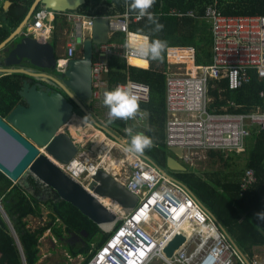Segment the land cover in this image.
I'll return each mask as SVG.
<instances>
[{"label":"built area","instance_id":"2783aa9c","mask_svg":"<svg viewBox=\"0 0 264 264\" xmlns=\"http://www.w3.org/2000/svg\"><path fill=\"white\" fill-rule=\"evenodd\" d=\"M168 16L192 17L193 12L181 14L170 10ZM97 17L77 11L55 12L41 8L31 15L33 22L27 23L21 33L45 42L51 39L56 18L69 25L68 42L55 66L56 73L62 75L82 41L90 36L93 20ZM100 17L108 18L110 38L107 43L97 46L91 65V102L97 105L103 103L107 88V56L113 54L124 58L128 65H133L131 60L138 59L131 55V49H126L124 43L129 33L140 35L130 31L129 24L141 19L130 14L125 16L124 13ZM201 17L208 24L210 35L209 63L196 64L194 49L190 45H169L165 51V145L181 149V160L189 167H193L200 153H241L249 128L256 126L264 130V108L238 114L215 113L208 108L210 81L226 79L228 89L232 91L249 83L252 73L264 79V15H225L213 3L204 6ZM116 33L124 35V42L111 41ZM44 37L45 41L40 39ZM128 82L136 86L133 92L140 97V104L147 103L149 88L145 84ZM259 97L264 102L263 91ZM94 128L104 135L100 129ZM104 137L110 142L106 148L107 158L111 151L118 154L111 158L118 161V169L104 165L102 159L89 160L83 141L76 142L79 150L71 162L65 166L56 163L82 186H86L96 171H104L139 198L131 212L118 210L115 213L121 224L111 229L86 264H264V258L256 254L249 258L241 253L214 216L195 200L182 183L163 175L144 156L128 153L126 143L116 142L106 135ZM70 163L74 166L69 167ZM255 181L253 171L247 170L241 179V191H246ZM0 212L3 214L1 204ZM157 220L161 223L158 228ZM184 224L188 226V231L182 228ZM147 226L153 229L148 231ZM11 233L15 239L12 229ZM178 234L185 237V242L166 259L163 252ZM190 241L196 243L195 249L187 248ZM15 244L20 253L16 241Z\"/></svg>","mask_w":264,"mask_h":264},{"label":"trees","instance_id":"16d2710c","mask_svg":"<svg viewBox=\"0 0 264 264\" xmlns=\"http://www.w3.org/2000/svg\"><path fill=\"white\" fill-rule=\"evenodd\" d=\"M9 6L0 14V43H2L24 20L28 10L35 0H7ZM216 4L217 9L225 15H264V0H156L150 9L164 25L163 31L152 33L147 17L138 22H131L129 30L140 35L150 34L152 38L168 41L169 45H190L194 49L196 64L209 63L211 60L210 35L208 24L202 19L203 8L207 4ZM39 6L36 11L40 10ZM170 10L181 14L193 12L192 17H171ZM125 0H85L77 12L92 16H113L125 13ZM131 16H137L131 13ZM56 21H54L55 24ZM63 23L60 30H63ZM56 26L52 43L56 42ZM69 30V27H68ZM115 35H119L115 37ZM115 37V39H114ZM113 42H124L123 34H114ZM162 61H149L148 66L131 60L134 65H128L124 58L116 55L107 56L106 91L113 90L117 84L127 80L145 84L149 88V100L140 104V110L146 114V128L137 130L153 140V147L146 149L145 159L158 169L166 171V161L172 154L164 140L165 122V53ZM137 65V66H135ZM141 66V68H139ZM22 75H4L0 77V116L5 117L16 105L23 104L18 96ZM264 92V79L251 74L249 83L236 90H229L226 79L210 81L208 96L209 111L215 113H248L260 107L264 108L263 99L259 97ZM74 114L87 119L77 106ZM107 112L108 108L105 106ZM84 115V116H82ZM86 117V118H85ZM108 123L112 132L127 140L130 138L124 129L131 126L129 121L111 118ZM107 131V130H106ZM108 132V131H107ZM108 132L115 137V134ZM244 170L241 173L231 172L221 176L218 172L200 174L197 170L185 173H173L172 178L182 183L193 195L195 200L217 221L241 253L249 258L256 246H264V222L255 218V214L264 211V130L256 126L249 128V136L244 145ZM234 151H208L207 159L217 160L227 167ZM251 170L255 176L253 183L242 192L240 183L243 174ZM169 175V174H168ZM28 187L37 191L39 184L31 177L26 178ZM25 184V182H24ZM23 184V185H24ZM39 191V190H38ZM0 264H21L15 241L18 243L24 264H38L39 242L45 232H49L58 242L64 241L63 249L69 259L82 258L81 264H86L95 251L100 248L108 234L102 233L86 216L69 202L57 196L40 201L37 195L27 193L21 185L13 183L0 172ZM46 210V221L37 228L30 229L26 219L43 218ZM121 224L115 223V227ZM15 234V239L11 233ZM82 233L85 237H82ZM69 239V240H67Z\"/></svg>","mask_w":264,"mask_h":264},{"label":"water","instance_id":"95a60500","mask_svg":"<svg viewBox=\"0 0 264 264\" xmlns=\"http://www.w3.org/2000/svg\"><path fill=\"white\" fill-rule=\"evenodd\" d=\"M84 3L85 0H35L21 24L0 43V74L25 77L18 92L23 104L16 105L5 117L0 116V172L29 194L31 189L23 182L27 177L33 178L45 189L52 190L59 199L76 207L102 233L108 234L118 217L101 205L97 198H106L116 203L121 212L129 213L136 207L138 196L104 171H96L86 186H82L57 166L67 165L79 150L72 137L62 131L71 124L74 106L96 128L121 142L99 126L84 106L92 99L91 65L97 46L107 43L110 38L108 18L93 20L90 36L81 43L80 56L70 59L62 77L58 75L56 79L49 74H57V46L20 35L21 28L28 21L33 22L30 17L39 6L64 12L77 11ZM18 38L20 40L17 41ZM53 84L58 88L52 89ZM168 150L172 155L166 161V170L185 173L186 168L179 163L181 149L171 147ZM159 171L170 176L163 170ZM82 237H85L84 233ZM184 242L183 235H175L163 252L166 259L173 256Z\"/></svg>","mask_w":264,"mask_h":264},{"label":"clouds","instance_id":"9594fccd","mask_svg":"<svg viewBox=\"0 0 264 264\" xmlns=\"http://www.w3.org/2000/svg\"><path fill=\"white\" fill-rule=\"evenodd\" d=\"M155 2L156 0H125L126 11L124 15L135 13L138 19L147 17L149 25H154L151 28V32L159 33L163 31L164 25L159 23L158 18L150 11ZM124 47L131 49V55L138 58L137 63L147 66L149 61L163 60V54L168 49V41L159 38L154 39L150 34L134 35L129 33ZM134 87L136 86L128 82L126 84H117L113 90L104 92L103 103L108 108V115L112 120L121 119L127 121L132 119L140 110V97L133 92ZM124 132L130 138V142L126 147L128 153L143 155L146 149L153 147L152 138L143 132L135 131L134 127H126ZM73 166V163L69 164V167ZM255 218L264 222V211L256 213ZM21 264H24L23 259Z\"/></svg>","mask_w":264,"mask_h":264},{"label":"rangeland","instance_id":"374dc122","mask_svg":"<svg viewBox=\"0 0 264 264\" xmlns=\"http://www.w3.org/2000/svg\"><path fill=\"white\" fill-rule=\"evenodd\" d=\"M57 21H58V24H57L58 27L56 28L55 31H56V34L58 35V45H61L64 48L65 44L68 42V33H67L68 27L66 25L63 30H60L61 26L63 25V23H65V21H61V22L60 20H57ZM18 40H20V38H18L17 41ZM78 49H80V47ZM80 52L78 56H80ZM84 105L86 108L88 109L90 108V115L95 119V121L97 122L99 126L105 128L108 132H112V127L108 123L109 115L105 108L104 103H100L97 105L94 102L89 104V102L86 101ZM128 121H129V124L132 127H134V129L144 130L146 128V114L144 111L139 110L136 113V115L132 119H129ZM78 122L73 121L72 125H75L76 123L78 124ZM76 130H79V129H76ZM112 134H115V133L112 132ZM106 136L112 139L108 135ZM115 137L123 142L127 141L119 137L117 134H115ZM90 145L92 146V149L95 147H98L97 145H94L91 142H90ZM86 151H85V154L88 156V159L97 158V156L99 155L98 150H95L93 152H89L88 150ZM112 156H118V154L111 151L108 154V158L111 159ZM231 159L233 160L230 162V164L227 167H224L217 160L207 159L206 152H204L202 154L200 153L197 156V158L194 161L193 167H189L188 165H185L181 159L179 160V163H181L190 172H192V170H197L200 174H203L205 172H218L220 173L221 176H225L226 173H231V172L241 173V171L244 170V159H245L244 152L238 153L237 156H235V154L231 155ZM165 172L168 173L170 176L173 174L172 172H169L167 170ZM40 201H46V200L43 199ZM42 209L44 213L42 219H37L33 217H28L26 219L27 226L30 229L37 228L38 226H41L46 221L47 219L46 210L44 207H42ZM63 245H64V241L60 243L48 231L45 232L39 242V262L38 264H81L82 258L69 259V257L66 254V251L63 249ZM258 253L259 255L264 254L261 251H259ZM153 264H156V263H153Z\"/></svg>","mask_w":264,"mask_h":264},{"label":"bare ground","instance_id":"6f19581e","mask_svg":"<svg viewBox=\"0 0 264 264\" xmlns=\"http://www.w3.org/2000/svg\"><path fill=\"white\" fill-rule=\"evenodd\" d=\"M43 39V41H45V38H40ZM79 120V122H78ZM73 117L71 120V124L66 125L62 131L66 132L67 134H69L75 142L80 143L82 140H86L89 143H93L94 145H97L100 150H99V155L97 156L96 159H102V163H104V165H110L111 168L113 169H118V161H112L110 158H107V154H106V148L108 147V145L110 144V142L104 140V135L101 134L100 132H98L97 130H95V128H83L81 126L80 123H82L80 121V119H78ZM73 121L78 122V124L76 123L75 125H72ZM79 129V130H76ZM85 142V141H84ZM95 158H90L89 160H93ZM99 203L101 205H103L105 208H108V210L112 211L113 213H116L119 210V207L116 203L108 200V199H101V198H97ZM160 222L157 220V228L160 226ZM183 229H185L186 231H188V226L186 224L183 225L182 227ZM153 227H148L147 226V230L150 231L152 230ZM188 249H195L196 248V243L190 241L188 242V244L186 245ZM185 246V248H186Z\"/></svg>","mask_w":264,"mask_h":264},{"label":"crops","instance_id":"0c3cea01","mask_svg":"<svg viewBox=\"0 0 264 264\" xmlns=\"http://www.w3.org/2000/svg\"><path fill=\"white\" fill-rule=\"evenodd\" d=\"M8 6H9V2L7 1V0H0V14H1V11H5L7 8H8ZM57 20H60V22L61 21H63L61 18H56L55 19V24H54V27L56 26V27H58L57 26V24H58V21ZM66 25H67V27H69V25L66 23ZM67 31H68V29H67ZM56 33V32H55ZM117 36H119V35H115V37H117ZM53 37H54V34H52V36H51V39H49L48 40V42H50V43H52V40H53ZM56 42H55V45L57 46V49H56V53H57V55L58 56H62L63 55V53H64V48H63V46H61V45H58V35L56 34ZM115 37H114V39H115ZM45 38V37H44ZM79 52H80V49H78L77 48V50H76V53H75V57H77L78 56V54H79ZM2 57V53L0 52V58ZM133 64V63H132ZM134 65V64H133ZM135 66H137V65H135ZM148 66V65H147ZM147 66H146V68H147ZM139 68H141V66H139ZM15 69V68H14ZM17 70V69H16ZM2 76H4V74H1L0 75V77H2ZM94 108H96V107H94ZM73 117H75V118H80L79 116H77L76 114H74V116ZM85 125V124H84ZM87 127H91V128H93L94 129V127H92L91 125H89V124H86L85 126H84V128H87ZM96 130V129H95ZM73 139V138H72ZM124 139V138H123ZM74 140V139H73ZM124 140H126V139H124ZM84 143H86V147H87V150L89 151V152H93V151H95V150H100V148L99 147H95V148H93L92 149V146L90 145V143L88 142V141H86V140H82ZM116 141V140H115ZM121 141V140H120ZM116 142H118V141H116ZM120 143H126L127 144V141H125V142H123V141H121ZM91 150V151H90ZM86 153H87V151H86ZM96 159V158H95ZM116 170V169H115ZM114 170V171H115ZM259 251H261V252H263L264 253V246H256V248H254V250H253V255H258V256H260L261 258H264V254H261V255H259Z\"/></svg>","mask_w":264,"mask_h":264},{"label":"flooded vegetation","instance_id":"af4514ba","mask_svg":"<svg viewBox=\"0 0 264 264\" xmlns=\"http://www.w3.org/2000/svg\"><path fill=\"white\" fill-rule=\"evenodd\" d=\"M30 20H31V17H30ZM27 23H29V21L27 22ZM26 23V24H27ZM26 24L21 28V30H20V35H21V37H25V36H23L22 35V31H24L25 30V26H26ZM29 37H33V38H35L34 36H29ZM56 66V65H55ZM50 76H52L53 78H57V77H59V76H61V75H59V74H55V72H52V73H50L49 74ZM59 75V76H58ZM62 77V76H61ZM52 87V89H57L58 87L55 85V84H53V85H51ZM61 93H62V91H61ZM63 94V93H62ZM64 95V94H63ZM90 103H92L91 102V100L89 101V104ZM85 106V105H84ZM88 109V108H87ZM89 110V112H90V108L88 109ZM80 117V116H79ZM80 119V121L82 122V123H80L81 124V126L82 127H84L83 125L85 124H89V125H91L92 127H95L94 126V124L88 119V117H87V119H84L83 117H80L79 118ZM24 182H25V184H24ZM24 182H23V184H24V186H28L27 185V183H26V179L24 180ZM39 190V191H38ZM38 190L37 191H33V190H31V194H34V195H37L38 196V199L39 200H47L48 198H54V197H56V194L52 191V190H50V189H45L42 185H40L39 184V188H38ZM67 240H69V239H67Z\"/></svg>","mask_w":264,"mask_h":264}]
</instances>
